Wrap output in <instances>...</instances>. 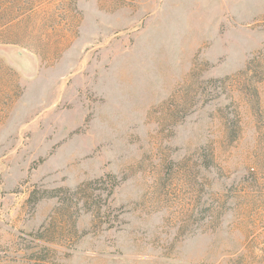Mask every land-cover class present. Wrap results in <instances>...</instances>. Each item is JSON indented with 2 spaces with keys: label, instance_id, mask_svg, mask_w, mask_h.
<instances>
[{
  "label": "rangeland",
  "instance_id": "rangeland-1",
  "mask_svg": "<svg viewBox=\"0 0 264 264\" xmlns=\"http://www.w3.org/2000/svg\"><path fill=\"white\" fill-rule=\"evenodd\" d=\"M0 264H264V0H0Z\"/></svg>",
  "mask_w": 264,
  "mask_h": 264
}]
</instances>
